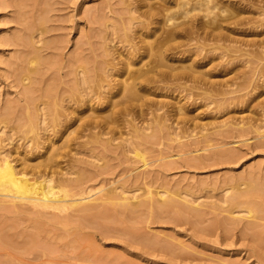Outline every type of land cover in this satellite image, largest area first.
<instances>
[{
	"label": "rangeland",
	"instance_id": "1",
	"mask_svg": "<svg viewBox=\"0 0 264 264\" xmlns=\"http://www.w3.org/2000/svg\"><path fill=\"white\" fill-rule=\"evenodd\" d=\"M159 1L0 0V152L17 168L42 164L64 134L45 168L67 205L0 202V264H264V200L248 211L238 201L249 199H228L264 184V0L237 2L221 37L180 38L169 52V27L140 15ZM142 39L163 47V66L158 53L133 56ZM126 63L189 75L137 85L133 97L119 91L132 81ZM166 196L197 212L122 211ZM72 202L100 210L86 217Z\"/></svg>",
	"mask_w": 264,
	"mask_h": 264
},
{
	"label": "bare ground",
	"instance_id": "2",
	"mask_svg": "<svg viewBox=\"0 0 264 264\" xmlns=\"http://www.w3.org/2000/svg\"><path fill=\"white\" fill-rule=\"evenodd\" d=\"M229 1L230 3L233 2L232 6L222 7V6H219V5H222L221 3L219 4V0H161L158 2L160 3V5L158 4L159 6H154L153 4H151L152 6H150L149 9H147L146 11H143L142 13L140 12V15L141 17L148 18L150 20H153L156 17L158 23H162L163 26H168L170 28L169 29V28L163 27L164 30L167 29L165 31L167 33L164 32L166 34L164 36L165 37L164 39H166V42H164L163 47L165 45L166 49L165 47L164 49L166 50V52L167 50L169 52L170 50L174 49L173 43L180 38H186L188 40H191V39L198 38V37H203V38L221 37L220 34H216L215 32H219L221 28H225L226 27L225 25H229V24H233L237 22L238 20L237 17L239 15V11H238L239 7L236 6L237 2L246 1V0H229ZM175 7L179 8L180 10L178 9L176 13L174 12L172 13L171 10ZM169 11H170V14H169ZM171 21H177V22L176 23L172 22L171 24L172 26L170 24H167L168 22H171ZM161 30L163 32V29ZM157 31L158 29L155 28L151 36L155 35ZM160 46L161 45H159L158 43L156 44L155 42H148L142 39L141 46L135 48V52L133 56L136 59H138L139 57H141L140 59H142L145 56H152L154 55V53H158L160 56L159 55H158L159 57L157 56L158 57L157 65L158 64L162 65L165 54L162 55V53L159 52ZM156 48H159V49L157 50ZM156 59L157 58H155L154 56L153 60L156 61ZM151 63H153L152 66H155L154 62H151ZM130 65L131 63H126V65L121 68L120 75H124L125 73H127L130 70L129 69ZM158 67H155V68L157 69ZM152 68L154 67H151V69L146 68V70L137 69L138 71L135 73H133V71L130 70L132 74L130 75L128 79H131L132 81H130V83L127 82V80L120 81L119 91L130 93V95L135 97V87L137 85L140 87H145L149 83L157 82L158 80L167 79L169 76L170 77L174 76L176 78L179 76L183 77L185 75H189V72L187 70H181L177 72L176 75H169L168 73H165L162 71L155 73L154 72L155 70ZM86 78H89V77L87 76ZM87 80L88 79H85V78L81 79L82 83ZM119 108H122V107H119ZM125 110L126 109H124V111ZM120 112L121 111H117L115 113L120 114ZM44 113L43 112L41 113L42 116L38 115V113L37 115L40 117H45L46 114ZM53 117H55V115ZM88 123L89 125H93V123L95 122L89 120L87 124ZM98 126L99 124H95L92 127H98ZM160 130H161V127H159L158 130L156 131H160ZM63 135L57 136L56 138L57 140H55L50 145L44 148V150L47 149L45 154L47 152H52V151H53V154L49 158H47L46 161L44 160L45 163H42V164L29 163L30 161L26 158V160L23 161L22 167L17 168L16 165L13 163V161L7 155H4L2 152H0V202H2V204L4 202V204L5 203L12 204L14 207L15 206H18V207L25 206V208L27 207L30 209H34V210L37 209V210H42V211H47V210L49 211L58 210L59 211L60 209L65 208L67 206L66 203L64 202L66 198L65 191H63L62 189H60L59 187H56L54 184L51 183V180H50L51 176L49 177V174L51 172L47 171L45 168L46 166L50 165L49 164L50 162L54 161L53 159L56 156H59L62 154L61 151L64 146H58V145L54 146V145L56 142H59L63 138ZM147 136L148 135H145V136L143 135L142 137L145 140ZM70 138L71 137L67 138L66 142H68ZM140 140H142V138ZM146 140H148V138ZM43 154L44 152L42 153V155ZM134 156H138L142 158V155L137 150H134ZM145 165L146 164L144 163L142 166H145ZM35 174H36V178H34ZM47 178L49 180H47ZM75 182L80 184L81 181L75 180ZM83 188L84 190H86L88 189V186L83 187ZM111 194H113V191ZM108 195L110 194L108 193ZM155 195L161 197L162 194H160V192L157 191L155 192ZM117 196L118 195L116 194V196L113 195L111 197H113L112 199H114V197H116L115 199H117ZM89 197L90 195L87 198H84L82 200L88 199ZM242 198L249 199V201L239 202L238 200H243ZM251 198H259L261 200H264V184L258 181H255V180H249L247 183L246 190L242 192L240 190L239 193L235 192L233 195L231 196L229 195L228 199L231 205L236 206L237 202L235 201H238V203L239 204L241 203L242 206H245L246 209H248V211L250 210L252 211V209L254 210V208L256 209L258 206H256L255 202H250ZM122 199L124 200V198ZM125 199L128 200V198H125ZM148 202L149 204L147 202L139 203L138 206H135V207H133L132 205H124L123 206L124 210L122 211L124 212L126 211L129 214V213L136 212L137 207H138L137 209L139 208L143 209L147 207L150 209L156 208V210L158 211L175 207L183 211L197 212L193 208L185 205L186 204L185 202H183V204H180V202L178 203L175 199H173V197H167L165 200L162 201L161 205L159 204L156 207H155V204L152 203V200ZM69 206L75 208L74 210L77 209L79 212L88 213L86 214V217L92 216L94 213H97L100 210V208L98 210V207H90L84 202H72L71 204H69ZM259 207L257 209H259ZM256 212H258V210Z\"/></svg>",
	"mask_w": 264,
	"mask_h": 264
}]
</instances>
